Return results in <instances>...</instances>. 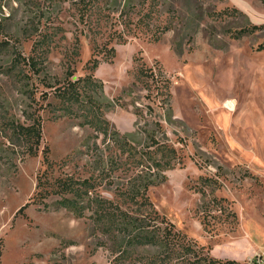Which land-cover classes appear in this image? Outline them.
Returning a JSON list of instances; mask_svg holds the SVG:
<instances>
[{
	"label": "rangeland",
	"instance_id": "obj_1",
	"mask_svg": "<svg viewBox=\"0 0 264 264\" xmlns=\"http://www.w3.org/2000/svg\"><path fill=\"white\" fill-rule=\"evenodd\" d=\"M87 2L0 0V23L25 54L38 32L60 31L40 74L20 80L0 73V115L26 122L28 110L43 121L35 156L0 132V264H140L89 211L77 217L59 195L33 199L45 150L52 179L101 173L98 191L107 198L147 175L156 208L190 239L216 257L264 264V0H98L84 16ZM111 47L115 54L106 60L98 50ZM93 57L101 59L94 74L103 84L95 98L112 134L126 136V150L56 97L69 66L75 78L84 76ZM143 63L168 79L169 98L138 80ZM154 141L174 146L182 163L158 167L142 154L154 151ZM160 174L167 179L157 182ZM201 176L219 182L207 197L198 191ZM213 196L227 199L220 204L236 212V222L212 203L203 211Z\"/></svg>",
	"mask_w": 264,
	"mask_h": 264
},
{
	"label": "trees",
	"instance_id": "obj_2",
	"mask_svg": "<svg viewBox=\"0 0 264 264\" xmlns=\"http://www.w3.org/2000/svg\"><path fill=\"white\" fill-rule=\"evenodd\" d=\"M97 2L98 0H88L83 6L85 9L82 15H87L89 8L98 6ZM59 32L58 30L38 32L33 40L31 51L27 55L22 49V42L18 39L14 40L11 35L8 37L5 28L0 23V73L6 76H17L20 80L27 78L28 72L40 74L48 54L55 46V37ZM244 32L245 30H241L239 34ZM159 39L160 36H156V40ZM98 51L99 54L101 52L104 54L106 60H110L115 54V47H111L107 52L103 49ZM72 53L75 58L80 55L79 37L76 39ZM5 56L9 57L7 63L2 62ZM71 58L72 62H75L74 57L71 56ZM100 64V58H91L86 65L87 73L77 78L74 77V69L69 66L67 77L55 85V94L59 102L68 105L66 108L70 110L69 112L73 111L74 106H78L84 111L86 124L106 138L112 137L118 147L126 150V136L117 131L112 134L111 124L104 116L101 104L95 98V93L103 89L102 82L94 74ZM161 73L155 74L153 67L143 63L136 77L143 81L147 88L155 89L163 97L169 98L170 84ZM85 94L89 97L88 102L84 100ZM22 114L26 122L19 119L16 114H1L0 132L9 141L21 146L23 153L35 156L38 154L42 141V116L28 110H23ZM152 144L155 146V149H152L154 151H144L142 154L154 161L158 167L169 169L182 163L183 158L174 146L159 141H154ZM47 153L45 150L46 169L38 175L37 191L33 199L40 198V203H44L51 195H59L61 206L73 212L77 217H85L89 211V217L102 233L123 238L125 256H130L129 258L140 264H239L236 260L214 256L206 246L198 245L187 234L177 229L175 223L162 214L151 200L148 190L152 183L150 179H147V175L136 177L127 186H117L114 190V197L107 198L98 191L103 180L101 173L86 178L66 175L52 179L51 170L54 164ZM157 154L160 155L159 159L156 158ZM133 155L130 151V156ZM156 176L158 177L157 182L167 179L166 174ZM218 185L217 179L201 176L198 191L207 197V188L214 189ZM210 200L212 201L202 202L200 207L203 211L208 210L212 203L222 212L223 209L225 212L228 210L226 215L233 217L234 222L238 220L236 212L231 207H224L220 204L222 201H227L226 198L219 199L213 196ZM206 216L204 215L202 222L207 228L209 223ZM139 248L152 249V251L139 253L137 252ZM255 262L254 259V264Z\"/></svg>",
	"mask_w": 264,
	"mask_h": 264
},
{
	"label": "built area",
	"instance_id": "obj_3",
	"mask_svg": "<svg viewBox=\"0 0 264 264\" xmlns=\"http://www.w3.org/2000/svg\"><path fill=\"white\" fill-rule=\"evenodd\" d=\"M253 262H254V259H253Z\"/></svg>",
	"mask_w": 264,
	"mask_h": 264
}]
</instances>
